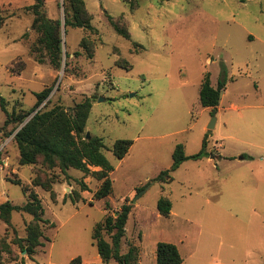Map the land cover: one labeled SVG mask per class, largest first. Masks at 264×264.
Here are the masks:
<instances>
[{"label":"rangeland","instance_id":"obj_1","mask_svg":"<svg viewBox=\"0 0 264 264\" xmlns=\"http://www.w3.org/2000/svg\"><path fill=\"white\" fill-rule=\"evenodd\" d=\"M36 3L0 0V204H26L27 187L55 227L46 224L48 241L31 260L16 239L27 237L33 217L13 212L7 224L0 215V264L76 258L105 264L92 233L123 204L132 211L122 252L128 243L139 245L141 264H157L159 242L176 244L183 264H264V0H85L95 30L63 25L60 70L50 65L32 27ZM65 7L66 0H43L41 12L64 24ZM108 15L127 28L129 40ZM206 72L213 86L226 79L215 114L199 100ZM48 88L39 110L91 100L85 131L104 139L115 168L109 197L94 200L101 182L91 175L69 169L65 176L41 161L20 164L10 134L24 124L6 125L2 102L9 114L26 113ZM206 135L208 157L183 163L168 184L154 181L171 167L178 144L194 155ZM121 139L134 144L118 160L111 149ZM38 182H53L55 196ZM74 192L82 197L78 203L70 198ZM161 197L172 201L169 218L158 212Z\"/></svg>","mask_w":264,"mask_h":264},{"label":"trees","instance_id":"obj_2","mask_svg":"<svg viewBox=\"0 0 264 264\" xmlns=\"http://www.w3.org/2000/svg\"><path fill=\"white\" fill-rule=\"evenodd\" d=\"M36 2L35 5L30 7L35 14L32 27L40 34L39 44L46 52L50 65L56 70H60L63 64V25L65 28H83L93 31L95 28L91 25V16L86 10L85 0H66L65 21L62 24L60 20H50L42 14L43 0H36ZM108 20L119 35L128 40L130 39V32L121 22L114 21L109 15ZM1 24L2 18L0 17ZM67 57H69V54H67ZM44 61V57L39 58L40 63ZM225 87V78L222 77L218 80L217 86L214 87L211 74L206 72L199 92L201 106L212 109V113L215 114L221 103ZM51 92L52 88H48L37 93L35 106L29 112L18 115L9 114L2 102V109L6 114L5 124H24L17 128L16 132L10 134V136L15 134L13 141H15L19 150L20 164L31 166L41 161L49 170L59 169L65 176L69 169L80 171L86 176L91 175L101 182L94 193V200L109 197L113 193V181L110 175L115 168L104 153V150H107L104 139L99 136L88 139L85 131L92 109L91 100L86 99L68 109L61 105H55L48 110H39V107L49 98ZM32 114L34 115L25 122ZM207 140L208 135L204 138L201 151L194 155H187L184 144H178L173 152L171 167L162 171L154 181L168 184L173 181V173L183 163L208 157ZM133 144V140H117L111 151L118 160H123ZM91 167L100 170L92 171ZM15 184L22 186L21 181H16ZM52 184L53 182H38L36 186H42L46 191L51 192L52 196H55ZM80 184L83 191L88 190L84 182L81 181ZM22 190L27 195V203L22 206L13 205L9 201L0 204V215L7 224L11 222L13 212H23L33 217L32 222L27 226V237L16 239V244L22 252H26L29 259L34 260L38 248L45 246L43 239L48 241L45 236L46 224H50L51 227H55V225L44 219L45 210L38 194L30 191L27 187L22 188ZM70 198L73 203L82 200L81 195L75 192L71 194ZM172 207L173 204L169 198L161 197L158 200L157 209L162 217L169 218ZM109 209L107 203L105 210L108 211ZM131 211L132 205L123 204L121 210L117 211L115 215L108 213L104 220L98 223L93 230L92 238L105 264L111 261H115L117 264H141L139 245L133 242L128 243L127 251L122 252V242L126 237V224ZM156 259L157 264H183L184 262L178 246L171 242L158 243ZM13 261L17 260L14 259ZM21 263L26 264L24 260ZM70 264H82V259L76 258Z\"/></svg>","mask_w":264,"mask_h":264},{"label":"water","instance_id":"obj_3","mask_svg":"<svg viewBox=\"0 0 264 264\" xmlns=\"http://www.w3.org/2000/svg\"><path fill=\"white\" fill-rule=\"evenodd\" d=\"M214 120H215V119H214ZM213 127H214V125L210 126V128H213ZM87 136H88V139L91 138L90 134H88ZM136 201H137V200H136ZM136 201H133L132 204L136 203ZM24 253H26V252H24Z\"/></svg>","mask_w":264,"mask_h":264},{"label":"crops","instance_id":"obj_4","mask_svg":"<svg viewBox=\"0 0 264 264\" xmlns=\"http://www.w3.org/2000/svg\"><path fill=\"white\" fill-rule=\"evenodd\" d=\"M214 87H216V86H214Z\"/></svg>","mask_w":264,"mask_h":264}]
</instances>
